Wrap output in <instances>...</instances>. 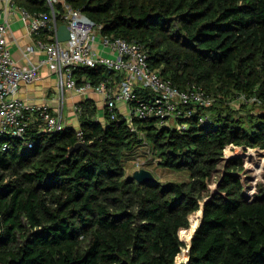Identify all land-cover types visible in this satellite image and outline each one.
I'll return each mask as SVG.
<instances>
[{"label":"trees","instance_id":"trees-1","mask_svg":"<svg viewBox=\"0 0 264 264\" xmlns=\"http://www.w3.org/2000/svg\"><path fill=\"white\" fill-rule=\"evenodd\" d=\"M13 1L51 14L47 0ZM66 4L214 101L161 124L107 108L101 121L86 98L79 130L0 133V264H264V0H63L59 25ZM75 75L95 84L117 73ZM78 131L88 149H72ZM143 151L177 177L135 180L127 162Z\"/></svg>","mask_w":264,"mask_h":264},{"label":"built area","instance_id":"built-area-1","mask_svg":"<svg viewBox=\"0 0 264 264\" xmlns=\"http://www.w3.org/2000/svg\"><path fill=\"white\" fill-rule=\"evenodd\" d=\"M57 1L47 0L51 14L32 12L18 6L22 20L36 38L34 45L27 47L24 52L27 59L24 63L18 62L11 53L9 23L0 21V133L23 137L36 121L35 115H39L44 121L47 130H62L66 126L63 112L67 90H73L80 95H88L90 92L102 95L112 117L118 111V103L125 102L130 105L126 116L131 121L132 117L142 119L154 117L161 124H169L185 114L190 116L194 111L191 103L204 107L213 104V98L207 95L203 87L192 85L182 90L170 79L162 77L158 69L150 66L147 51L141 43L102 35L100 26L83 12L67 4L63 20L70 29V39L58 42L56 33L59 24L54 5ZM9 3L15 6L10 0ZM44 35L47 36L46 39L43 38ZM98 37L112 56L101 54ZM35 53L39 55L36 60L32 58ZM97 65L123 74L117 91H114L110 76L95 84L91 81L78 82L75 75L78 67ZM45 67L56 77L55 112L47 103H30L19 97L21 86L34 83L41 69ZM135 83H140L149 91L148 99L139 93ZM241 99L246 103L255 101V98L245 95H241ZM81 111V106L77 105L75 112L79 114ZM204 119L205 116L201 115L200 120ZM78 137L79 141H83L81 131H78ZM134 163L137 169L145 168L147 165L139 158H136Z\"/></svg>","mask_w":264,"mask_h":264},{"label":"crops","instance_id":"crops-1","mask_svg":"<svg viewBox=\"0 0 264 264\" xmlns=\"http://www.w3.org/2000/svg\"><path fill=\"white\" fill-rule=\"evenodd\" d=\"M10 1H12L15 6H12L9 3V0H0V21L9 23L11 28L9 33V47L11 49V53L18 62L24 63L27 60L24 52L26 51L27 47L34 45L36 38L33 34L30 33L28 25L22 20L20 11L18 10V6L14 3L13 0ZM59 1L63 0H58L57 2ZM44 38H47V36L45 35ZM97 42L101 54L112 56L109 53L108 49L103 47L100 37H98ZM38 56L39 55L35 53L32 55V58L36 60ZM110 78L112 79V82L114 84V91H117L123 79V74L117 73V75L110 76ZM135 86L141 92L139 88H142V85L140 83H135ZM66 95L68 98L69 107L73 108V113L75 112V108L77 105H79L80 101L86 98L92 99L97 107V118L101 121H104L106 103L102 95L96 92H90L88 93V95H80L73 90H67ZM19 97L30 103H47L50 106L51 110L55 112L57 103V86L55 75L52 74L48 68H42L38 79L34 83L23 84L21 86ZM117 110L124 115H128L130 105L125 102H120L118 103ZM35 118L36 121L33 124L38 123L42 128L45 129V123L42 119H40L39 115H35ZM77 123L78 124H76V126L74 125V123H72V125L78 129L79 120H77ZM135 170H137V168L134 169V171Z\"/></svg>","mask_w":264,"mask_h":264},{"label":"rangeland","instance_id":"rangeland-1","mask_svg":"<svg viewBox=\"0 0 264 264\" xmlns=\"http://www.w3.org/2000/svg\"><path fill=\"white\" fill-rule=\"evenodd\" d=\"M236 107H237V109L240 108V104L236 103ZM259 110H260L259 106L258 107H254V109H253V111H256V112H258ZM78 116H79V114L77 115L75 112L73 113V108L69 107L68 98H67V95H66V97H65V107H64V112H63V121H64V123L66 125L67 124L68 125H72V123H74V125L76 126V124H78L77 123ZM143 148H145V147H143ZM149 156L150 155H148V157H147L146 154L143 151L136 158H139L141 160V162L144 163V165H145V163H148L147 165L151 169V171L154 170L155 172H157L158 175H160L162 180L175 179L177 177V175H178L177 173H174V172L168 171L166 169H162V168L157 167L156 163L152 162L153 159H151ZM136 158L130 160L129 162H127V166L126 167H127L128 174H132L134 169H136V166H135V163H134ZM147 159H149V160H147ZM148 161H151V162H148ZM146 169H148V168H146Z\"/></svg>","mask_w":264,"mask_h":264},{"label":"water","instance_id":"water-1","mask_svg":"<svg viewBox=\"0 0 264 264\" xmlns=\"http://www.w3.org/2000/svg\"><path fill=\"white\" fill-rule=\"evenodd\" d=\"M56 39L58 42H64L70 39V29L67 26V24L63 23L58 26V31L56 33ZM78 147H84L88 149V145L84 141H78L72 149H76ZM133 178L137 180L138 182H151V181L156 180V177L152 173V171L146 168L135 170L133 172Z\"/></svg>","mask_w":264,"mask_h":264}]
</instances>
